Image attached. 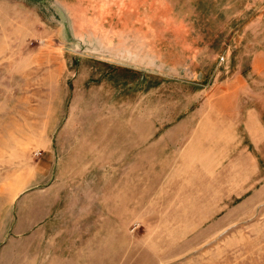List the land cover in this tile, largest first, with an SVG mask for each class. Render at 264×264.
<instances>
[{
  "label": "rangeland",
  "instance_id": "obj_1",
  "mask_svg": "<svg viewBox=\"0 0 264 264\" xmlns=\"http://www.w3.org/2000/svg\"><path fill=\"white\" fill-rule=\"evenodd\" d=\"M0 264H264V0H0Z\"/></svg>",
  "mask_w": 264,
  "mask_h": 264
}]
</instances>
